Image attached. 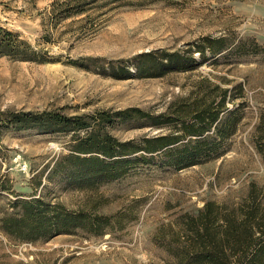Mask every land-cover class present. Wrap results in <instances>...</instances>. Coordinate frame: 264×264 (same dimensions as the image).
Here are the masks:
<instances>
[{"label": "rangeland", "instance_id": "obj_1", "mask_svg": "<svg viewBox=\"0 0 264 264\" xmlns=\"http://www.w3.org/2000/svg\"><path fill=\"white\" fill-rule=\"evenodd\" d=\"M53 1L0 0V26L45 58L0 55V112L81 115L89 128L139 141L176 132L173 121L152 123V116L200 95L205 85L200 80L207 78L228 88L232 98L226 105L237 108L231 115L237 122L195 164L177 167L158 151L150 162L95 188L69 184L53 170L55 159L85 129L18 130L0 123V217L17 209L15 199L32 193L69 208L102 194L100 212L130 207L133 217L101 235L77 229L34 241L15 239L0 228V264H166L154 239L159 227L176 229L181 215L195 213L207 200L238 201L252 182L264 200V131L257 128L264 125V0H96L67 16L51 13ZM204 36H224L228 48L219 53L205 48L201 56L193 50ZM162 49L193 54L197 63L140 75L138 55ZM127 108V118L114 113ZM99 111H108L112 120H99ZM170 115L162 120L173 119Z\"/></svg>", "mask_w": 264, "mask_h": 264}, {"label": "trees", "instance_id": "obj_2", "mask_svg": "<svg viewBox=\"0 0 264 264\" xmlns=\"http://www.w3.org/2000/svg\"><path fill=\"white\" fill-rule=\"evenodd\" d=\"M95 1L54 0L51 13L59 16L80 13ZM205 48L211 53H219L228 46L224 36H204L193 51L204 56ZM0 55L22 60H45L28 41L1 26ZM138 58L140 62L136 67L143 76L160 75L173 68L187 69L197 63L193 54L183 55L164 49L158 51L157 55L154 51L141 53ZM152 68L161 71L154 73L150 71ZM200 83L205 84L200 95L195 93L185 97L171 104L170 112L152 116V123L173 121L176 132L143 136L139 141L119 140L106 131L89 128L91 123L84 116H68L54 110H4L0 112V123L5 125L6 122L18 130L50 132L85 129V134L73 136L70 150L55 159L53 170L60 172L69 184L95 188L123 176L137 163L150 162L153 153L158 151L168 155V162L177 167L195 164L201 160L202 152L213 148L217 137H227L237 122L236 118L231 117L237 108L229 109L226 105L232 98L229 90L217 84L211 85L207 78H202ZM129 110L127 108L114 113L127 118L131 115ZM98 114L101 121L112 120L108 111H99ZM170 114L173 119L167 117L162 120L164 115ZM258 127L264 131V125L262 127L259 124ZM257 189V185L252 182L246 195L238 201L207 200L195 213L181 215L176 229L171 225L164 229L159 227L154 239L166 253L165 263L264 264V200L263 194H259ZM105 200L99 194L85 206L69 208L60 201L45 200L32 193L12 202L17 209L0 217V228L15 239L34 241L72 233L77 229L101 235L125 226L132 208L125 207L111 213L100 212L99 207Z\"/></svg>", "mask_w": 264, "mask_h": 264}, {"label": "built area", "instance_id": "obj_3", "mask_svg": "<svg viewBox=\"0 0 264 264\" xmlns=\"http://www.w3.org/2000/svg\"><path fill=\"white\" fill-rule=\"evenodd\" d=\"M25 167H26V164H25V163H22V164H21V168L24 169Z\"/></svg>", "mask_w": 264, "mask_h": 264}]
</instances>
